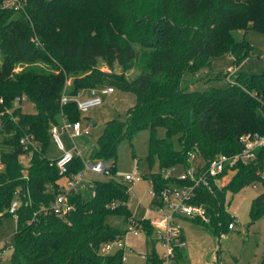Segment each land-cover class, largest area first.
<instances>
[{"label": "trees", "instance_id": "obj_1", "mask_svg": "<svg viewBox=\"0 0 264 264\" xmlns=\"http://www.w3.org/2000/svg\"><path fill=\"white\" fill-rule=\"evenodd\" d=\"M5 1L0 0V227L13 215L9 208L16 190H22L12 264L125 261L122 248L110 253L103 246L127 233L107 222L110 215L132 217L127 183L93 180L91 198L82 192L68 194L74 209L65 217L43 212L61 192V178L85 166L84 159L75 156L64 176L57 158L46 154L50 128L58 123L60 112L70 121L80 119L75 100L61 105L64 91L77 96L85 88L112 86L136 94L125 119L105 122L91 156L110 161V174L114 173L120 142L149 128V162L157 159L160 166L150 174L156 194L171 185L191 184L189 178L167 174L176 164L189 167L191 152L209 161L240 151L242 133H264V71L236 72L227 87L209 91L181 85L185 71L198 72L214 56L231 54L239 66L251 54V45L234 40L231 29L264 31V0H24L19 8ZM190 31L198 40L177 53L168 35ZM101 62L110 70L101 69ZM134 68L139 72L130 77L128 71ZM22 95L33 101L35 112H24L15 104ZM159 127L166 129L165 137L157 135ZM27 133L35 136L39 150L23 148L20 140ZM176 135L180 150L174 146ZM22 155H30L27 164ZM263 159L260 149L258 159L236 166L226 185L211 180L210 187L199 186L193 202L207 208L208 220L194 219L219 234L231 230L235 216L228 211V194L254 181ZM263 215L264 190L250 208L252 222ZM137 226L153 236L150 218L138 220ZM146 258L147 263L161 262L156 249ZM175 258L177 264H188L186 248L176 245ZM259 264H264V254Z\"/></svg>", "mask_w": 264, "mask_h": 264}, {"label": "rangeland", "instance_id": "obj_2", "mask_svg": "<svg viewBox=\"0 0 264 264\" xmlns=\"http://www.w3.org/2000/svg\"><path fill=\"white\" fill-rule=\"evenodd\" d=\"M234 40L238 42H248L252 51L251 54L239 65L236 66L235 58L231 54H222L212 57L210 63L203 66L198 72L185 71L181 78V85L188 90L209 91L213 87L224 88L233 82L236 72L262 73L264 71V31L253 28L234 27L231 29ZM169 43L176 49L177 53L181 48L194 45L198 40V34L190 31L184 35H168ZM182 53V52H181ZM1 62V52H0ZM43 65L46 66L45 63ZM101 69L110 70L105 62H101ZM18 67L17 70H20ZM115 71L120 72L121 67L115 66ZM230 71L228 76L225 73ZM236 71V72H235ZM139 70L128 71L130 77L135 76ZM71 82L68 79L67 84ZM100 95L102 86L95 87ZM65 92V91H64ZM91 93V88L83 89L77 99ZM102 103L89 108L80 113V123L82 128H88L89 133L75 136L73 139L66 132L60 134L67 151L76 147L84 161L96 163L91 156L98 137L101 135L104 124L110 119H125L128 110L136 103L137 96L132 91H125L115 88L113 94H101ZM24 112H35L36 107L31 99L24 98L21 102ZM58 117V123L61 122ZM159 137L166 136V129L159 127L157 131ZM149 137L150 129L144 128L137 131L131 138L123 139L118 146V156L116 170L114 173H97L90 170L85 171L81 183V191L85 198L93 196L90 184L93 180L115 179L125 182L130 188L129 208L132 216L138 220L145 218L155 219L158 214L149 209L154 205L157 197L153 194V184L150 174L160 170L159 162L156 159L152 165L149 162ZM174 146L180 150L181 144L178 135L173 137ZM46 154L51 159L59 158L63 155L54 143L53 139L48 145ZM24 164L27 157L21 156ZM110 162V161H109ZM201 156L196 155L193 164H203ZM111 164V162H110ZM186 168L182 164L167 170L171 177H182ZM131 174L141 176L138 182H128L125 175ZM233 176L230 174L229 178ZM61 182L65 183L66 178L62 177ZM261 187L254 188L251 184L236 193L228 194V211L233 214L234 228L221 234L211 231L201 221L187 216H177L176 222L182 227L186 237V251L189 256L188 264H259L264 254V215L255 222L250 217L251 202L255 196L261 193ZM107 222L122 230H127L129 219L123 216L110 215ZM17 219L15 216H8L0 227V264H12L11 253L15 241V231ZM122 248L124 250V264H147L146 255L156 249L159 256L163 257L166 249L157 241L156 235L147 237L145 231L139 227L135 231H128L122 238V244L114 242L108 252H115Z\"/></svg>", "mask_w": 264, "mask_h": 264}, {"label": "built area", "instance_id": "obj_3", "mask_svg": "<svg viewBox=\"0 0 264 264\" xmlns=\"http://www.w3.org/2000/svg\"><path fill=\"white\" fill-rule=\"evenodd\" d=\"M24 0H6L5 4L19 8L22 6ZM115 90L112 86H102L100 90L101 94H109ZM101 94L99 95L95 88H91V96L88 98L77 99V96H69L63 92L61 96V105L75 100L80 112L87 111L93 106L100 105L102 103ZM26 95L19 96L15 99V104L20 105ZM61 122L55 123L50 128V133L53 141L58 148L63 151V155L56 159V164L61 175H67L68 166L73 161L75 156H81L79 150L74 147L73 150L67 151L60 134L66 132L73 139L77 135L82 133L88 134V128H82L80 121L68 120L63 111L60 112ZM1 120V118H0ZM241 144V150L232 154H220L209 161H204L203 164H193L196 158V153L191 152L189 161L190 166L186 168L183 178H189L191 184L185 185H171L162 190L161 193L156 194L153 190V194L157 197L150 208L154 210L158 217L150 219V223L154 229L157 241L166 249L163 257L160 256L161 262H155L150 260L147 264H177L175 258V246L186 247V240H182L184 236L182 227L176 222L177 216H187L191 218H201L205 221L208 220L207 208L203 204H196L193 199L196 195V189L205 185L210 187V181L213 180L215 184L222 187L226 185L229 180L230 174L233 175L237 171V165L250 163L258 159V151L264 150V133L258 131H248L242 133L239 137ZM20 143L27 151L39 150V143L37 142L33 134H25ZM26 157L28 155H22ZM3 168V163L0 157V171ZM112 164L109 161L98 160L96 163H86L83 169L77 173L65 176L66 182L62 185L61 192L56 197L48 208L44 207L43 212L45 214L51 212L58 216L65 217L72 209L74 205L69 202V193L81 192V183L83 181L84 173L87 170L97 173H109L111 172ZM226 170V172H225ZM257 178L250 184L254 188L261 187L264 190V159L263 163L256 171ZM125 180L128 182H138L142 180L141 176H134L131 174L125 175ZM21 189H17L15 197L12 200L9 211L14 216H17V209L21 206ZM149 208V209H150ZM138 219L133 216L129 218L128 231H135L139 227ZM230 229L234 228L233 223L229 225ZM118 242L122 244V238H117L113 241L106 243L103 246V251L108 252L112 248L113 243Z\"/></svg>", "mask_w": 264, "mask_h": 264}, {"label": "crops", "instance_id": "obj_4", "mask_svg": "<svg viewBox=\"0 0 264 264\" xmlns=\"http://www.w3.org/2000/svg\"><path fill=\"white\" fill-rule=\"evenodd\" d=\"M236 72V71H235ZM113 93H115V90L112 92V93H110V94H113ZM79 95V94H78ZM91 96V93L89 94V95H86V96H84V98H88V97H90ZM81 99H83V98H81ZM55 143V142H54ZM55 145H56V143H55ZM57 146V145H56ZM58 147V146H57ZM27 157V160L29 161L30 160V155H28V156H26ZM28 161H27V163H28ZM26 163V164H27ZM65 184V183H64ZM82 192V191H81ZM151 207V206H150ZM149 207V208H150ZM183 231V230H182ZM183 234H184V231H183ZM184 236H185V234H184ZM186 238V237H185ZM187 241V240H186Z\"/></svg>", "mask_w": 264, "mask_h": 264}]
</instances>
